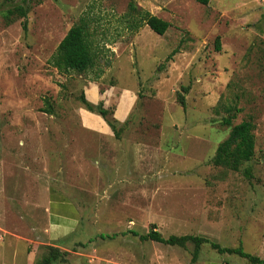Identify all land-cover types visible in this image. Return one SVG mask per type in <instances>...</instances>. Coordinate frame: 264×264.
I'll return each instance as SVG.
<instances>
[{"label":"rangeland","instance_id":"obj_1","mask_svg":"<svg viewBox=\"0 0 264 264\" xmlns=\"http://www.w3.org/2000/svg\"><path fill=\"white\" fill-rule=\"evenodd\" d=\"M16 7L28 9L26 31ZM141 11L166 33L141 25ZM81 18L99 65L110 63L99 78L49 64ZM263 46L264 0H0V264L49 255L57 196L80 214L53 264H249L209 244L195 257L191 242L141 241L152 225L163 238L201 237L264 260ZM93 81L113 113L133 93L118 139L82 126L79 97ZM243 121L254 124L253 158L238 171L214 165Z\"/></svg>","mask_w":264,"mask_h":264},{"label":"trees","instance_id":"obj_2","mask_svg":"<svg viewBox=\"0 0 264 264\" xmlns=\"http://www.w3.org/2000/svg\"><path fill=\"white\" fill-rule=\"evenodd\" d=\"M38 3L41 0H37ZM211 0H195V2L201 6H208ZM131 12H136V10L130 5ZM23 18L22 23L23 30L26 31V17L28 14V9L22 7H16L13 11H10V15H16ZM141 25L147 26L154 34L158 36H163L169 24L160 18L151 15L148 12L141 11L138 13ZM89 24L86 19L81 18L78 23L74 24L69 28L64 38L59 42L56 47L54 54L52 55L49 64L53 67L60 75H84L87 73H95L96 77L99 78L104 70L110 68V63L104 61L103 66L99 65V52L93 47L91 42L90 34L88 31ZM136 28V26H133ZM216 50L219 51V43L216 40ZM262 60L264 62V46L262 49ZM187 90H185V93ZM79 102L84 110L87 112L99 116L106 125L110 128L114 137L119 138L121 129L119 128L120 123L114 118L113 112L104 107L103 102L97 104H92L89 102L84 94L79 97ZM178 103L182 108L185 107V101L183 97L178 98ZM47 110L45 113L51 114V105L46 101ZM228 125L230 124L229 121ZM254 124L251 121H243L238 125L231 128V131L225 141H223L216 150V155L212 159V162L216 166L225 167L232 171H238L242 163L250 162L254 156L255 149V136L253 134ZM249 175V171L245 173ZM135 235V233L130 232ZM100 238L104 239L107 237ZM141 241H151L159 244H164L167 246L181 247L184 248L188 242L195 245L196 257L198 250L202 244H209L210 247L215 250L218 254L236 255L242 259L248 261L249 264H264V260L257 256H252L243 251L242 247L229 249L222 248L217 244L210 243L206 239L195 236H170L168 238H163L162 235L156 230L155 225L151 226V230L143 236H139ZM66 252L60 251L59 248L50 247V253L45 257L40 264H53L54 262L64 260Z\"/></svg>","mask_w":264,"mask_h":264},{"label":"crops","instance_id":"obj_3","mask_svg":"<svg viewBox=\"0 0 264 264\" xmlns=\"http://www.w3.org/2000/svg\"><path fill=\"white\" fill-rule=\"evenodd\" d=\"M84 95L86 99L92 104L103 102L104 107L108 108L106 100L108 99L109 92L105 89L104 92L101 93L97 86V82H87V86L86 88H84ZM132 103L133 93H123L113 114L114 118L119 123H123L127 120L131 112ZM85 119L88 121L87 123H85ZM80 120L82 122V126L91 131L103 135L112 134L110 128L102 119L99 118V116L91 114L86 110H82ZM50 199L51 201L49 202V207L47 209L49 222L46 229L47 239L51 246L59 249H65V244H62L63 241H75V239H73V236L78 231V221L80 214L79 209L76 204L69 201L68 199H64L61 196L52 198L50 197ZM207 264L218 263L213 262ZM226 264H230V262H227Z\"/></svg>","mask_w":264,"mask_h":264}]
</instances>
